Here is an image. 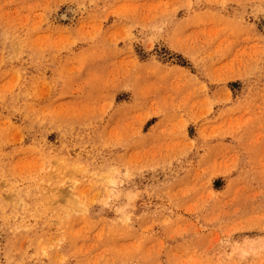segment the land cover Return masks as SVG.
<instances>
[{"label":"rangeland","instance_id":"rangeland-1","mask_svg":"<svg viewBox=\"0 0 264 264\" xmlns=\"http://www.w3.org/2000/svg\"><path fill=\"white\" fill-rule=\"evenodd\" d=\"M0 264H264V0H0Z\"/></svg>","mask_w":264,"mask_h":264}]
</instances>
